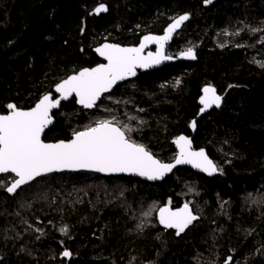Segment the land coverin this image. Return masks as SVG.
<instances>
[{
    "label": "trees",
    "instance_id": "16d2710c",
    "mask_svg": "<svg viewBox=\"0 0 264 264\" xmlns=\"http://www.w3.org/2000/svg\"><path fill=\"white\" fill-rule=\"evenodd\" d=\"M101 3L108 11L90 14ZM184 14L191 20L167 54L193 47L195 62L140 74L93 111L75 100L62 104L44 140L67 141L74 130L115 116L164 163L174 161L178 136L193 137L221 175L177 168L150 184L65 172L14 195L5 190L14 175H2L0 264H225L229 256L231 264H264V32L250 31L264 28V0H0V115L9 103L33 108L68 76L98 65L94 50L103 43L137 46ZM206 85L223 100L200 116ZM185 203L199 220L179 236L162 228L159 209ZM65 225L67 236L59 231Z\"/></svg>",
    "mask_w": 264,
    "mask_h": 264
},
{
    "label": "snow or ice",
    "instance_id": "6c2138e0",
    "mask_svg": "<svg viewBox=\"0 0 264 264\" xmlns=\"http://www.w3.org/2000/svg\"><path fill=\"white\" fill-rule=\"evenodd\" d=\"M204 2L210 4L212 0ZM107 11V6L101 3L90 14L99 15ZM187 20L188 14L173 19L163 36H145L139 47H121L109 43L97 47L95 51L107 63L84 68L57 84L55 91L59 94L58 99L46 94L30 110H22L14 103L7 104L8 113L0 115V174L11 173L15 178L10 186L0 184V187H5L8 193H15L22 185H27L38 177L64 170H89L105 174L127 173L148 180H161L177 165L182 164H190L209 176L216 172L222 173L223 170L218 168L203 149L193 151L192 141L183 135L173 141L179 149L174 162H162L144 144L136 142L131 137V133L136 131L135 128L121 123L115 116L98 119L83 130H74L71 139L67 141L46 143L42 140L45 129L54 122L52 110L59 108L62 100L75 96L79 105L85 109H92L119 81L136 76L137 68H149L163 60L172 59L164 55V45ZM81 31L83 32V29ZM250 31L264 32V28H253ZM239 34L240 31L235 33ZM149 43H155L158 46L157 51L144 56L143 50ZM180 56L189 60L196 59L193 47L186 48ZM260 67L264 68V63H261ZM179 83L177 80L176 84ZM202 91L201 113L213 105L217 108L221 106L223 97L217 94L215 87L206 85ZM128 119L137 118L128 116ZM139 123L143 124L144 121L139 120ZM191 127L195 129V121L191 123ZM143 215L147 217L151 213L145 212ZM198 219L188 203L175 211L169 207L159 209V224L165 229H175L177 236L184 233ZM138 227L143 228V224ZM59 231L67 236L69 228L65 225ZM72 255L73 253L66 248L61 253L63 258H71ZM231 262L232 257L229 256L225 264Z\"/></svg>",
    "mask_w": 264,
    "mask_h": 264
},
{
    "label": "water",
    "instance_id": "95a60500",
    "mask_svg": "<svg viewBox=\"0 0 264 264\" xmlns=\"http://www.w3.org/2000/svg\"><path fill=\"white\" fill-rule=\"evenodd\" d=\"M188 15H189V20L185 21L184 24H183L179 29H177V31L173 34L172 39L165 43V45H164V55H165V56H169V55L167 54V47H168L170 44H172V42H173L175 36H176V35L182 30V28L184 27V25L187 24V23L191 20V15H190V14H188ZM170 24H171V23H170ZM170 24H169V25H170ZM169 25H168V26H169ZM168 26H167V27H168ZM166 29H167V28H166ZM166 29H165V31H166ZM165 31H164V33H165ZM164 33H163V34H160V35H157V34H148V35H145V36H149V35H151V36H163ZM145 36H143V37L141 38L139 45H137V46H132V47H139L140 44H141V42L143 41V38H144ZM106 43H109V44H116V43H110V42H106ZM103 44H105V43H103ZM103 44H102V45H103ZM102 45H100V46H102ZM118 45H120V44H118ZM100 46H99V47H100ZM120 46H121V47H130V46H122V45H120ZM157 48H158V46H157L155 43H149V44H147V46L144 48L142 55L147 56L150 52H151V53H155V52L157 51ZM194 51H195V50H194ZM94 52H95V54L97 55L98 59L100 60V63H99V64H105V63H107V61H106L103 57H101V56H100L95 50H94ZM195 53H196V59H195V60L185 59V58L181 57L180 54H179L177 57H172V56H170V57H172V59H169V60H163L160 64H155V65H153L152 67H149V68H137V69H136V76L129 77V78H127V79L124 80V81H119V82L113 87V89H112L110 92L105 93V94L100 98V100H101L105 95L112 93V92H113L116 88H118L119 86H121V85H123V84H125V83H127V82H129V81H133V80L137 79L138 76H139L140 74H146V73H150V72L159 71V70H161V69H163V68H165V67H167V66H170V65L176 64V63H178V62H195V61L197 60V52L195 51ZM96 66H97V65H96ZM96 66H94V67H96ZM92 68H93V67H92ZM213 87H214V86H213ZM216 90H217V89H216ZM217 94L220 95L219 92H218V90H217ZM48 95H51L53 99H58V98H59V94L56 93L55 88H54V90H53V93H49ZM202 95H203V91H202L201 96H202ZM71 100H75V101H76L75 96L70 97L68 100H62V101H61V105H60V107L57 108V109H53V110H52V113H51V114H52V116H53V121H54V122H53V124L50 125L47 129H45V133L42 135V140H44V137H45L46 132H47L49 129H51V128L54 126V124H55L54 113H56V112H58V111L60 110L62 104L67 103V102H69V101H71ZM100 100H99V101H100ZM99 101H97V104H98ZM76 104H77L78 107L83 108V106L79 105L77 102H76ZM199 104H200V99H199ZM221 105H222V103H221ZM200 106L203 107L201 104H200ZM216 108H217V107H215V106L213 105L211 108H209V109H208L207 111H205L204 113H200V116H204V115L210 113L213 109H216ZM84 109H85V108H84ZM94 109H95V107L92 108V109H85V110H87V111H93ZM22 110H25V109H22ZM27 110H30V109H27ZM183 136L188 137V138L192 141V150H193V151H199V150H201V149H197V148L195 147V144H194V141H193V137L188 136V135H185V134H183ZM44 142H46V141L44 140ZM46 143H54V142H46ZM174 144H175V143H174ZM175 147H176V149H177V153H178V152H179V149L177 148L176 145H175ZM203 150L206 152V154L208 155V157L214 162V160L209 156L208 151H207L206 149H203ZM156 158H157V157H156ZM157 159H158V158H157ZM173 162H174V161H173ZM173 162H171V163H173ZM214 163H215V162H214ZM215 164H216V163H215ZM177 168H188V169H191L192 171H194L195 173L201 174V175L206 176L207 178H210V179L215 178V177H218V176L221 175L220 172H216L215 174L209 176L207 173L202 172V171H200L199 169L192 167L190 164H182V165H177V166H176V167H175L170 173L166 174L165 177H164L163 179H161V180H148V179L145 178V177H140V176H136V175H133V174H127V173L105 174V173H97V172H93V171H89V170H64V171H61V172H53V173L45 174V175H43V176H48V175H52V174H59V173H65V172H88V173L100 174V175H102L103 177H107V178L125 177V178H131V179H135V180L144 181V182H147V183H150V184H155V183H162L166 178L170 177V176L174 173V171H175ZM8 174H11V173H8ZM2 175H6V174H0V176H2ZM12 175H14V174H12ZM43 176H41V177H43ZM38 178H40V177H38ZM38 178H36V179H38ZM34 181H35V180H34ZM32 182H33V181H31L30 183H32ZM24 186H25V185H22L21 188H23ZM21 188L17 189V191H16L15 193H8L7 191H6V192H7L8 195H14V194H16ZM163 207H169L171 210L175 211V210H177V209H179V208H182L183 205H182L181 207H179V208H173V207H171V206H169V205H166V206H163ZM163 207H161V208H163ZM189 207L192 209V211H193V213H194L193 208H192L190 205H189ZM194 214H195V213H194ZM195 215H196V214H195ZM197 216H198V215H197ZM198 217H199V216H198ZM199 218H200V217H199ZM157 220H158V222H159V211H158V213H157ZM198 220H199V219H198ZM198 220H197V221H198ZM197 221H195V222H197ZM195 222H194V223H195ZM160 226H161L162 228H164L163 225H160ZM164 229H165V228H164ZM165 230H175V229H165ZM186 230H187V229H186ZM66 259L69 260L70 258H66Z\"/></svg>",
    "mask_w": 264,
    "mask_h": 264
}]
</instances>
